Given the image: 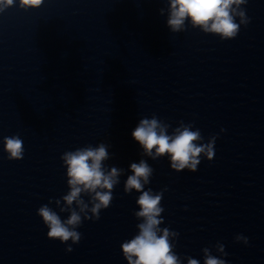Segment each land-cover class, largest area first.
<instances>
[{"label":"clouds","instance_id":"clouds-1","mask_svg":"<svg viewBox=\"0 0 264 264\" xmlns=\"http://www.w3.org/2000/svg\"><path fill=\"white\" fill-rule=\"evenodd\" d=\"M168 16L166 25L172 33L186 31V22L192 28H198L203 33L219 36L221 40H231L237 37L241 25L247 26L250 18L245 9L248 0H167ZM44 0H0V13L10 7L28 11L40 8ZM165 9H160L163 15ZM237 19L239 22H237ZM170 124L159 119L155 114L151 118H141L132 131L133 139L143 149L142 156L157 160L168 157L170 167L176 172L187 169L196 172L202 158L211 161L215 155L216 136H211L204 142L201 131L194 130L193 123L185 124L183 121L169 134ZM224 131V129H221ZM3 151L7 159L21 160L24 156V142L16 134L3 138ZM108 145L101 142L97 146L87 145L75 150L65 151L60 159L66 168L67 186L69 191L59 199L50 200L55 203L59 212L69 213L62 219L57 211L42 205L37 215L48 228L47 237L59 240L66 244H78L82 234L77 229L85 220L96 221L100 219L101 210L111 206L112 192L120 183L124 169L116 166L106 167L105 161L109 159ZM131 175L124 183V192L140 193L136 199L139 208L133 215L140 223L138 232L131 239L121 244V250L127 264H182L181 257L174 251V241L179 233L168 227H161L164 223L161 214L164 212L162 199L164 191L153 192L151 188L145 190L153 175V168L145 159L133 162L129 166ZM87 196L86 201L83 197ZM236 242L248 244V238L242 234L235 236ZM71 244L67 252L73 251ZM219 256L213 255L212 249H202L203 264H227L222 257L227 256L225 246L217 242L214 246ZM187 264H201L200 260L186 257Z\"/></svg>","mask_w":264,"mask_h":264}]
</instances>
